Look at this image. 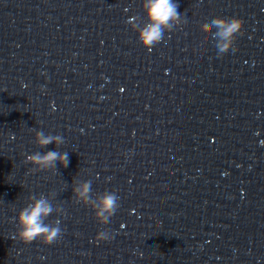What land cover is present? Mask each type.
Instances as JSON below:
<instances>
[{
	"label": "clouds",
	"instance_id": "obj_1",
	"mask_svg": "<svg viewBox=\"0 0 264 264\" xmlns=\"http://www.w3.org/2000/svg\"><path fill=\"white\" fill-rule=\"evenodd\" d=\"M141 8L145 15V22L141 24L140 18L133 16L127 21L131 29L137 32L138 41L141 46L149 52L165 39L166 33H171L177 26L186 24L187 20L178 12V4L173 0H142ZM244 20L237 17H216L210 22L200 25V31L205 34L204 44L215 42L217 55L223 56L230 51H236V41L243 35ZM208 49H205L207 51ZM34 132V143L39 148H45L49 144H55L57 150L41 153L39 151L27 154L26 164L33 167L31 172L57 171V165L67 167L69 157L67 152L58 149L64 144L62 135L46 134L43 131L32 129ZM72 197L76 203L90 207L94 212V219L102 226L96 237L97 243L110 241L113 236L107 228L111 218L120 208V197L115 191H104L92 196V181L73 180ZM56 193L48 196L40 194L29 195L27 203L15 218L17 231L15 239L30 244L33 241H40L44 245L56 243L63 235L60 219L46 222L53 213L63 214L61 206L54 205Z\"/></svg>",
	"mask_w": 264,
	"mask_h": 264
}]
</instances>
